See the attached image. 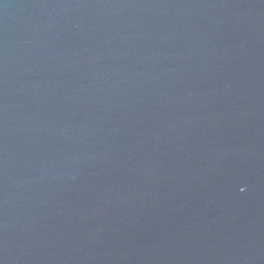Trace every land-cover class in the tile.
Masks as SVG:
<instances>
[{"label": "water", "instance_id": "95a60500", "mask_svg": "<svg viewBox=\"0 0 264 264\" xmlns=\"http://www.w3.org/2000/svg\"><path fill=\"white\" fill-rule=\"evenodd\" d=\"M0 264H264V0H0Z\"/></svg>", "mask_w": 264, "mask_h": 264}]
</instances>
